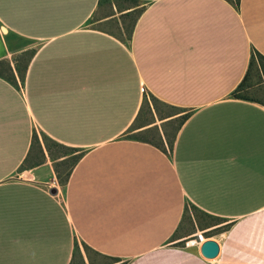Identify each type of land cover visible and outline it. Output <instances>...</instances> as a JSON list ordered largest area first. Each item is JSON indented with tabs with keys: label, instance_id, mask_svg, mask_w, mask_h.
<instances>
[{
	"label": "crops",
	"instance_id": "0c3cea01",
	"mask_svg": "<svg viewBox=\"0 0 264 264\" xmlns=\"http://www.w3.org/2000/svg\"><path fill=\"white\" fill-rule=\"evenodd\" d=\"M106 4L0 0V264H73L72 232L113 264H264V0H138L128 43ZM144 88L186 109L138 128L164 142L127 134ZM41 132L84 151L64 196ZM186 204L217 257L169 241Z\"/></svg>",
	"mask_w": 264,
	"mask_h": 264
},
{
	"label": "rangeland",
	"instance_id": "374dc122",
	"mask_svg": "<svg viewBox=\"0 0 264 264\" xmlns=\"http://www.w3.org/2000/svg\"><path fill=\"white\" fill-rule=\"evenodd\" d=\"M107 2L106 6L110 8L109 11H115L113 9V4H116V8L118 9V15L117 18H115L112 21L111 28L113 31H115L118 36L126 41L127 43L131 41L132 39V31L134 28V25L136 24V21L139 17V15L142 13L144 7H136L135 11H133V14L131 15H121V8L122 6H132L137 5V2H132L131 0H104ZM236 2V0H233ZM116 12V11H115ZM94 21V20H93ZM97 26H100V24H97ZM10 75V73H8ZM144 105H143V111L138 119L127 131L128 136H136L141 138H147L154 142H161V139L159 135L156 134L154 131H142L138 130L141 124L153 122V124L158 125L159 127H162V129L165 131V123H163V120L160 119L161 115H169V114H178L181 112H184L186 109L182 107H177L168 103H165L161 100H159L155 95H153L151 92L147 91L144 88ZM242 92H244V89H241ZM190 115V113H185L184 115H180V118L183 116ZM178 123L172 122L171 123V136H167L168 140H172V136L174 133V130L176 129ZM161 132V131H160ZM162 134V132H161ZM40 140L41 143H44L46 147H48L51 156H61L68 154V161L62 164L61 166L58 165L59 163H54V167H58L62 178H65L71 171L74 169V164L77 162L79 156L81 155L82 150L80 151H74L72 149H67L64 147H61L57 144H54L52 140L48 138L47 135H45L43 132L36 138L35 140V147L36 151L40 152L38 141ZM172 150L170 147L167 149V152H171ZM64 157V158H66ZM38 158H40V153L38 155ZM60 162V161H59ZM27 165H29V162L24 164L21 168L23 170ZM60 166V167H59ZM68 184V183H67ZM67 184L60 183L59 179L56 183V187L58 190H60L61 195H65ZM217 219L210 217L208 215H203L194 208L192 204H186L185 209V216L183 223L177 228V230L174 232V234L170 237V242H173L175 244H179L182 246H199L207 240V236L212 235L216 232V230H209L202 228L203 226L213 224L216 222ZM72 255H74V261L73 264H113L116 262L112 257L108 255L101 254L100 252H97L92 247H90L87 243H85L82 239H80L76 233L72 232Z\"/></svg>",
	"mask_w": 264,
	"mask_h": 264
},
{
	"label": "trees",
	"instance_id": "16d2710c",
	"mask_svg": "<svg viewBox=\"0 0 264 264\" xmlns=\"http://www.w3.org/2000/svg\"><path fill=\"white\" fill-rule=\"evenodd\" d=\"M131 1H132V2H137V3H138V0H131ZM239 2H240V0H236V3L239 4ZM133 11H135V10H132V11L126 13V15H131V14H133ZM256 60H258L259 62H263V61H264V56H263L260 52H258L257 50H254V51L252 52V56H251V60H250V69L253 68L254 66H258V64H254V63L256 62ZM260 65H263V64H260ZM0 68H1L0 71H2V70L7 71V70H8V71L11 73V74H10L11 76H13V77L15 76V75H14V72H13V70H12V67H11L9 64H7V66H6V64H5L4 61H0ZM250 69H249V70H250ZM246 80H247V77H246V78L244 79V81H242V83H241L240 85H238V87L232 92V94H233L235 97H237V98H246L245 93L241 91V89H244V86H245V84H246V83H245ZM170 116H172V114H169V115H161V116H160V119H165L166 117H170ZM187 118H188V115L183 116L182 118H180V119H181V122H179V124H178V128H180V126L184 123V121H185ZM138 119H139V118H138ZM152 122H154V121H152ZM148 131H154V132H156V134L159 135L161 141L164 142L163 135L161 134V132H160L158 126L152 127V128H150ZM129 137H130V138H138V137H136V136H132V135L129 136ZM36 138H38V135L35 133V135H34V143H35ZM139 138H140V137H139ZM53 143H54V144H57V145H59V146H61V147L67 148V149H72V150H74V151H80V149H78V148H74V147H66V146L61 145V144H59V143H57V142H54V141H53ZM38 144H39L40 151L44 153V149H43V146H42L40 140L38 141ZM47 149H48V147H47ZM48 150H49V149H48ZM83 155H84V151L81 152V155L79 156L77 162L74 164V167L76 166V164L78 163V161L81 159V157H82ZM65 156H68V154H65ZM68 159H69V158L67 157V158L61 160L60 162H58V163H59L58 165L61 166L62 164H64L65 162H67ZM60 166H59V167H60ZM62 166H63V165H62ZM56 171L58 172V178H59L60 183H62V184L65 185V184L68 183V181H69V179H70V176H71V173H72L73 169H72V171H71V172H70L65 178H62L61 172H60V170H59V168H58L57 166H56ZM104 255H105V254H104ZM110 257H111V256H110ZM112 258H113L116 262L119 261L118 258H114V257H112ZM118 264H125V263H118Z\"/></svg>",
	"mask_w": 264,
	"mask_h": 264
},
{
	"label": "water",
	"instance_id": "95a60500",
	"mask_svg": "<svg viewBox=\"0 0 264 264\" xmlns=\"http://www.w3.org/2000/svg\"><path fill=\"white\" fill-rule=\"evenodd\" d=\"M52 191L54 193L57 192L56 188H52ZM201 253L206 257V258H215L218 256L220 252V244L214 239H207L204 242H202L201 247H200Z\"/></svg>",
	"mask_w": 264,
	"mask_h": 264
}]
</instances>
